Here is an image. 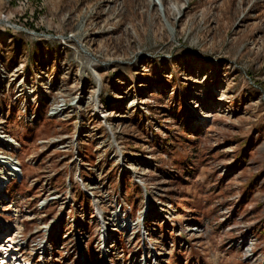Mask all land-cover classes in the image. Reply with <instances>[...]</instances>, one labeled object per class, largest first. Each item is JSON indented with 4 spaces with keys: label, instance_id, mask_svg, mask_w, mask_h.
Returning a JSON list of instances; mask_svg holds the SVG:
<instances>
[{
    "label": "rangeland",
    "instance_id": "obj_1",
    "mask_svg": "<svg viewBox=\"0 0 264 264\" xmlns=\"http://www.w3.org/2000/svg\"><path fill=\"white\" fill-rule=\"evenodd\" d=\"M0 22V264H264V0H0Z\"/></svg>",
    "mask_w": 264,
    "mask_h": 264
},
{
    "label": "bare ground",
    "instance_id": "obj_2",
    "mask_svg": "<svg viewBox=\"0 0 264 264\" xmlns=\"http://www.w3.org/2000/svg\"><path fill=\"white\" fill-rule=\"evenodd\" d=\"M13 142H15L14 140L13 141H7L8 144H12ZM1 153V152H0ZM1 160H4V161H0V195H1V192H3L4 190V187H5V184L8 183L10 180H12V177L15 176L14 173L17 172V170L15 168H11L10 164L11 162L13 161L11 157H8V156H2L0 157ZM14 162V161H13ZM18 164V163H17ZM20 164V163H19ZM14 172V173H13ZM94 206H95V209L97 210L98 212V203L96 202V200L94 201ZM146 212L149 213V211L146 210ZM101 219V221L103 220V217L100 216L99 217ZM5 221L4 220H1L0 219V224H4ZM102 224V228L103 230L105 231V226H106V222L105 220L101 222ZM7 225V224H6ZM131 228L133 227V225H130ZM190 232H193L195 229L193 228H190L188 229ZM103 237V240H104V243H106V236H102ZM10 252V251H9ZM9 252L7 253L8 255ZM12 255H15V253H12ZM10 259V258H9ZM12 260V259H11ZM21 260V259H20ZM14 263L13 264H23L21 261H19L18 259H15V261H13Z\"/></svg>",
    "mask_w": 264,
    "mask_h": 264
},
{
    "label": "built area",
    "instance_id": "obj_3",
    "mask_svg": "<svg viewBox=\"0 0 264 264\" xmlns=\"http://www.w3.org/2000/svg\"><path fill=\"white\" fill-rule=\"evenodd\" d=\"M11 166V168H15L16 170H17V172L16 173H14V174H18V173H20V168H18V165L19 164H17V162H11V164H10ZM13 178H16V175L13 177ZM121 210H122V206H121V208L119 209V213L121 212ZM116 214H118V212L116 213ZM103 232L105 233V236H106V243L108 242V239H109V235H108V229H107V226H105V231L103 230ZM103 232H102V235H103ZM101 240H102V243H103V245H106V243H104V240H103V237L101 236Z\"/></svg>",
    "mask_w": 264,
    "mask_h": 264
},
{
    "label": "water",
    "instance_id": "obj_4",
    "mask_svg": "<svg viewBox=\"0 0 264 264\" xmlns=\"http://www.w3.org/2000/svg\"><path fill=\"white\" fill-rule=\"evenodd\" d=\"M3 23H5V22H0V24H3ZM11 27H12L14 30L26 31V32H28L29 34H32L33 36L44 37V38H55V39H57V37H52V36L44 35V34H38V33H36V32H29V31H27V30H25V29H23V28H21V27H17V26H14V25H12Z\"/></svg>",
    "mask_w": 264,
    "mask_h": 264
}]
</instances>
